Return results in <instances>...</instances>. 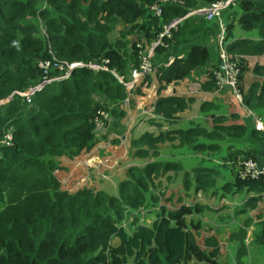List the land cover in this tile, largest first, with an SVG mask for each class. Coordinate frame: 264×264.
I'll list each match as a JSON object with an SVG mask.
<instances>
[{
  "label": "trees",
  "instance_id": "16d2710c",
  "mask_svg": "<svg viewBox=\"0 0 264 264\" xmlns=\"http://www.w3.org/2000/svg\"><path fill=\"white\" fill-rule=\"evenodd\" d=\"M216 1L177 0L164 6L162 17L153 18L148 11L155 0H0V100H7L0 108V264H230L204 248L195 235L207 207L197 194L210 192L221 199L258 189L237 208L238 215L264 199V176H239L240 161H260L264 148V133L248 119L237 121L240 115L234 114L231 123L220 112L221 104L205 100L200 110L213 117L212 128L184 130L172 122L173 128L159 135L142 133L130 141L133 151L122 162L126 168L115 191L94 186L70 192L61 188L54 170H61V159H81L100 143L98 109L110 110L115 120L128 115L122 103L129 92L111 71L83 67L29 100L16 93L40 81L38 62L53 54L69 62L105 60L126 76L130 66L139 65L138 42L149 43L164 24L186 17L167 45L157 48L160 69L155 79L147 78L162 88L176 85L212 62L207 40L219 30L203 16L188 15ZM224 16L232 41L228 51L243 58L245 104L264 115V0H238ZM120 27L123 36L113 42ZM135 31L143 37L129 46ZM170 56L175 59L166 65ZM197 78L203 90L217 88L210 69ZM194 100L180 94L161 96L156 111L173 120ZM8 133L13 140L7 146L3 140ZM167 143L206 154L207 161L163 160L161 147ZM218 165L235 169L233 177ZM164 178L181 180L182 189L158 194ZM141 206L158 210L151 224L138 223ZM128 216H135L134 229L126 225Z\"/></svg>",
  "mask_w": 264,
  "mask_h": 264
},
{
  "label": "rangeland",
  "instance_id": "374dc122",
  "mask_svg": "<svg viewBox=\"0 0 264 264\" xmlns=\"http://www.w3.org/2000/svg\"><path fill=\"white\" fill-rule=\"evenodd\" d=\"M234 9L238 10V8ZM240 13L241 12L238 10V17L240 16ZM224 20L227 22L225 16ZM210 24L214 26L212 22H210ZM215 25V28L218 31L219 26L217 24ZM237 29H239L238 25ZM123 30L124 27H120L115 31L112 37L113 42H116V40L123 36ZM43 31H45V29H43ZM241 33L239 35H241ZM218 36L219 33L216 36H210V38L207 40V44L211 48L213 63H209V67H201L194 70L195 74H192V76L176 85L170 86L174 88V92H177L180 95L195 97L194 103H192V105L187 110L178 113L176 119H173L175 120L174 122L176 123L177 128L181 127L184 130L200 126L212 128L213 117L210 114L200 110V105L203 104L202 102L205 100H214L213 102L216 105L221 104L220 112L229 117L231 123L236 121L234 120V114L240 115V118L237 121L242 122L244 119L247 120V118H245L247 112L244 106L241 105L239 99V97L244 98L241 79L242 61H240L239 64L240 74L238 76V80L235 75L230 79L229 84L224 83L222 85H218V78L220 75L224 76L226 79V73H228L227 66H225L226 62L221 58L222 47L220 45ZM245 36L246 35H242V37ZM142 37L143 36L140 32H133L129 40V46L131 43L137 42ZM228 55L229 58L233 60H236L237 58L243 59L241 56L232 55L230 52H228ZM247 59H249L251 62L253 60L252 57H247ZM217 61L218 64L216 63ZM208 69L215 72L217 75L218 87L213 92L203 90L202 83L197 78ZM151 75L154 77L156 76V73H152ZM233 82H235L236 86H238V90L242 94L241 96H237L234 92L232 85ZM57 87L58 90L61 91L64 86L63 84L59 83ZM189 87L193 92L189 91ZM156 90L157 89H153V92H151L149 87H144V90L141 91L140 95H135L133 92L130 95L133 103L131 109L129 110L130 113H128V115L123 118H117L113 123H111V125H106L104 128L98 130L97 136L100 137V143L90 151L92 152L95 149L101 147L100 154L96 155V151L92 153V157L96 155L95 159L90 160L85 158L87 154L82 156L81 160L76 158L61 159V170L56 169L53 173L58 179L63 190L74 192L82 187L94 186L98 187V189L105 190V192L116 190L119 177L126 168V164L124 165L125 168H123L122 162L127 161L133 151V149L130 147V141L131 139L142 134V131L139 130H134L135 132L128 133V128L131 124V117L137 116V119H142L144 117L143 114H149L152 113V111H154V114L157 116L165 117L156 111V103L159 97L170 95L168 94L167 89L163 91V93H158ZM3 101L4 100H0V108L3 107L5 103ZM261 116L264 118V115ZM247 121L252 125L249 120ZM152 123L153 121L151 119V121H148V126ZM172 128L173 126L171 129ZM7 135H9V133ZM104 144L106 147H103ZM241 149H246V146ZM192 153L193 152L190 151L188 152V150L175 149L171 143L164 144L161 147V159L166 161L169 160L177 162L180 161L183 163H199L200 158L196 157L204 158L206 156V154H199L197 152H194V154ZM209 156L215 158L213 154ZM215 159V161H218L217 158ZM135 161L139 162L138 160ZM204 161L206 162L207 159L204 158ZM120 162L121 169L119 171L116 170L115 167ZM208 163L213 164V162ZM216 168L225 172L230 179L233 177V172L235 169H232V167L218 165ZM174 187L182 189L181 180L177 179V181L173 180L171 182H167V180L164 178L163 185L158 187V194L160 190L168 192L167 194H169V191ZM257 190L258 189H253L249 194H247V190H245L240 195L237 194L233 197L221 199L218 195L211 197L210 192L202 193L199 191L197 194V199L205 203L207 208L210 209V212L207 214L208 216L205 217L208 219V221L205 220L204 216L202 217L200 229H194V227H190V229H194L195 235L200 241V244L206 249L208 248L214 250L222 262H227L230 264H264V243L256 242L257 239H264V201L260 202L256 209H250L245 215L235 214L237 210L236 208L246 202L249 197L255 196L256 193L254 192ZM245 197H247L246 200H244ZM213 200L215 202L219 200L220 202L217 201L216 203L220 204V207L222 208L218 210L210 208L209 204ZM212 204L214 205L215 203ZM139 210V224H151L155 219L154 216L156 215V212L158 211L153 207L147 209L143 206H141ZM216 217L218 221H215ZM134 218L135 216H128L127 218L128 222L126 225L130 229H134L137 224L135 223ZM195 220L197 219L195 218ZM222 221H224L222 223L223 227L218 225ZM226 244H228V247H226Z\"/></svg>",
  "mask_w": 264,
  "mask_h": 264
},
{
  "label": "built area",
  "instance_id": "2783aa9c",
  "mask_svg": "<svg viewBox=\"0 0 264 264\" xmlns=\"http://www.w3.org/2000/svg\"><path fill=\"white\" fill-rule=\"evenodd\" d=\"M177 0H156L153 4L149 6V13L153 18L162 17L164 14V6L166 4H176ZM238 0H217L216 2L207 5L203 8L196 9L192 11L188 16L191 15H200L203 16L209 22H216L219 26V41L222 47L221 58L226 62L225 66H227L228 73H226V79L224 76L220 75L218 78V85H222L224 83L229 84L230 79L235 75L238 80V76L240 74L239 64L241 59L237 58L236 60L230 59L228 55V44L232 41L228 39V23L224 20V14L231 7L237 6ZM187 16V17H188ZM186 18V17H185ZM173 19L170 23L164 24L162 29L157 34L156 38L149 42L148 46H145L142 42L137 43L138 53H139V65L138 66H130L128 70V74L126 76L121 75L116 69L112 70L107 66V61H90L89 63L83 62H69L65 60L58 59L54 54L51 59H41L38 62L39 69L42 72V78L40 81L28 88V90L23 92H16L17 94L25 96L28 100L34 95L36 92L41 91L46 85L55 82L70 79L75 68H83L87 67L96 71L99 70H108L111 71L119 81L125 86L127 91L129 92L128 97L123 101V106L127 113H130L131 109V98L130 95L136 89L137 83L143 78L150 76L152 73H158L160 69L159 65L156 62V51L160 46L167 45L166 40L173 38L174 32L177 31L179 24L185 19ZM156 33V31H154ZM229 40V41H228ZM174 57L170 56V61L168 64H171L174 61ZM166 64V65H168ZM54 70L58 71V74L52 75ZM217 79V75H216ZM231 85V83H230ZM233 90L236 95L241 96V92L238 90V86L233 82ZM231 85V86H232ZM218 87V86H217ZM189 91L193 92L189 87ZM241 105L244 106L246 110L245 118H247L252 125L255 127L257 131H261L264 133V118L258 114L256 111L247 106L244 102L243 97H239ZM3 102H7L4 99ZM4 103V104H5ZM142 119H137L136 117H131V124L128 128V133L135 132L134 130L142 131V133L150 132L155 135H159L163 131L171 130L173 126L174 120L160 117L152 113L143 114ZM153 120V123L148 126V121ZM115 121L114 117L110 110L98 109L97 114L95 116L96 123V132L98 133L99 129L104 128L106 125H111ZM173 122V123H172ZM13 137L12 135H7L3 140V144L10 145L12 143ZM110 143V142H109ZM103 147H106L104 144ZM96 155L101 153V147L95 149ZM90 152L86 155L87 159H95L96 155L93 156V152ZM263 162L256 160L255 158H249L240 161V169L239 176L243 179L251 178L257 179L259 177L264 176V150H263ZM81 160V159H79ZM121 162L115 167L116 170H120Z\"/></svg>",
  "mask_w": 264,
  "mask_h": 264
},
{
  "label": "crops",
  "instance_id": "0c3cea01",
  "mask_svg": "<svg viewBox=\"0 0 264 264\" xmlns=\"http://www.w3.org/2000/svg\"><path fill=\"white\" fill-rule=\"evenodd\" d=\"M156 1V0H155ZM214 24H216V22H213ZM145 46H148V44L149 43H143ZM174 57V56H173ZM175 58V57H174ZM169 61H170V57H169ZM168 64V63H167ZM149 76H147V77H145L144 79L142 78L138 83H137V85H136V89L133 91L134 92V94L135 95H140V93H141V91H143L144 90V87H149L150 88V90H151V92H153V89H157L156 91L158 92V93H163V91H165L166 89H167V91H168V94L169 95H174V94H179V93H177V92H174V88L173 87H170L171 85H175V84H170V85H168L166 88H162V85L161 84H159V83H155L154 82V80H153V82H151L150 83V80H148L147 78H148ZM150 77L152 78V79H155V77L156 76H154L153 77V75H150ZM99 99H101V100H105L103 97H99ZM131 104H133L132 103V100H131ZM263 150H264V148H263ZM263 150L260 152V154L258 155L259 157H261V158H259L260 159V161L261 162H263ZM120 171V170H119ZM260 178H262V177H260ZM253 194V193H252ZM251 194V195H252ZM211 195V194H210ZM240 195V194H239ZM220 198V197H219ZM226 198V197H225ZM247 199V197H245L244 198V200H246ZM217 201H219V200H217ZM216 201V202H217ZM264 201V199H262V200H260V201H258V203H257V205H256V207L258 206V204L260 203V202H263ZM214 200L213 201H211L210 202V204H209V207L210 208H212V209H215V210H218V209H221L222 207H220V204H217ZM220 202V201H219ZM212 203H215L214 205L212 204ZM245 203V202H244ZM244 203L242 204V205H240L239 207H237V208H240L241 206H243L244 205ZM205 204V203H204ZM236 208V209H237ZM254 209H256V208H254ZM210 212V209L209 208H207L206 207V212H205V214H204V218L205 217H207L208 215V213ZM214 212V211H213ZM249 212V211H248ZM243 215H245V214H243ZM205 220L206 221H208V219H206L205 218ZM215 221H218V219H217V217H216V219H215ZM224 221H222V222H220L218 225H220L221 227H223V223ZM257 243H263L262 241H261V239H257V241H256ZM226 247H228V244H226Z\"/></svg>",
  "mask_w": 264,
  "mask_h": 264
}]
</instances>
